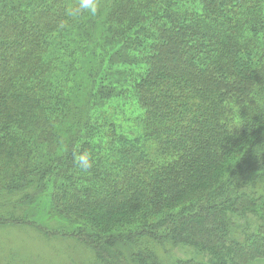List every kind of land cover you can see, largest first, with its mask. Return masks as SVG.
I'll return each mask as SVG.
<instances>
[{"label": "trees", "instance_id": "16d2710c", "mask_svg": "<svg viewBox=\"0 0 264 264\" xmlns=\"http://www.w3.org/2000/svg\"><path fill=\"white\" fill-rule=\"evenodd\" d=\"M79 3L0 0V228L264 264V0Z\"/></svg>", "mask_w": 264, "mask_h": 264}, {"label": "rangeland", "instance_id": "374dc122", "mask_svg": "<svg viewBox=\"0 0 264 264\" xmlns=\"http://www.w3.org/2000/svg\"><path fill=\"white\" fill-rule=\"evenodd\" d=\"M40 206L36 216L43 214L45 206ZM43 219L35 217L34 221ZM158 254L163 257V250ZM91 259L92 255L73 241H49L32 228H0V264H87Z\"/></svg>", "mask_w": 264, "mask_h": 264}, {"label": "clouds", "instance_id": "9594fccd", "mask_svg": "<svg viewBox=\"0 0 264 264\" xmlns=\"http://www.w3.org/2000/svg\"><path fill=\"white\" fill-rule=\"evenodd\" d=\"M79 7L82 10L87 11L90 15L95 16L98 10L97 0H80ZM75 161L79 168L83 171H87L91 168V156L88 152L80 153Z\"/></svg>", "mask_w": 264, "mask_h": 264}]
</instances>
